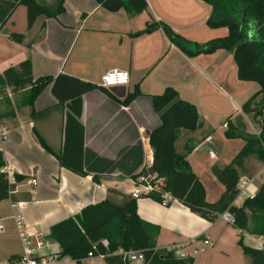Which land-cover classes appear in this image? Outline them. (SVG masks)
Here are the masks:
<instances>
[{
	"label": "crops",
	"instance_id": "obj_1",
	"mask_svg": "<svg viewBox=\"0 0 264 264\" xmlns=\"http://www.w3.org/2000/svg\"><path fill=\"white\" fill-rule=\"evenodd\" d=\"M41 1L49 5L56 2ZM147 2L145 11L131 15L125 9L109 11L97 0H65L63 13L57 17L40 15L31 28L27 7L20 4L5 24L0 22V76L30 58L34 79L68 74L98 86L82 96L80 121L85 127L87 176L62 167L34 131L35 126L55 152L62 151L68 105H56L52 84L35 100V109L42 112L38 120L31 116L30 88L13 92L0 101V128L8 130L7 139L3 140L0 134L5 166L11 167L14 175L27 176L14 183L11 196L0 202V221L4 224L0 231V262L16 258L24 250L13 217V203L21 204L24 222L30 230L49 243L41 253H60V245L48 237L54 224L107 197L121 203L123 194L130 195L135 175L153 163L149 132L161 124V119L152 96L162 94L167 87L175 88L181 98L198 109V128L180 129L176 146L179 152L193 148L187 153L188 159L204 184L209 201L217 200L224 190L213 166L229 164L245 144L241 137L225 135L227 121L232 120L241 131L257 133L243 105L260 85L239 78L230 50L190 55L171 41L161 27L137 34L149 22L164 21L194 43L223 36L227 28H211L207 24L212 6L204 0ZM12 33L24 34L23 41L14 40ZM114 68L130 72L123 97L100 86L102 75ZM136 86L141 94L129 105L123 104L122 100ZM251 161L260 162L254 158ZM263 169L264 164L262 174ZM93 174L111 177L95 182ZM30 178L36 182L31 183ZM243 201L239 199L235 204L241 205ZM137 210L141 218L158 226L154 239L159 249L178 245L187 258L193 259V264H248L242 242L253 248L261 246L258 235L262 233L252 231V221L251 230L240 229L220 218L210 221L178 199L165 204L144 197L138 200ZM205 236L213 242L212 246H203ZM70 261L76 264L72 258L56 264ZM137 263L143 262H132ZM83 264L108 263L99 254L87 257Z\"/></svg>",
	"mask_w": 264,
	"mask_h": 264
},
{
	"label": "trees",
	"instance_id": "obj_2",
	"mask_svg": "<svg viewBox=\"0 0 264 264\" xmlns=\"http://www.w3.org/2000/svg\"><path fill=\"white\" fill-rule=\"evenodd\" d=\"M97 1L109 11L125 9L131 15L140 14L148 8L147 0ZM204 1L212 6L207 20L208 26L227 28V34L204 43H194L164 21L149 22L145 29L137 34L149 33L161 27L171 41L190 55L213 53L218 49L230 50L238 66L239 78L255 81L260 85V89L243 105V111L252 115L260 124V132L247 133L239 130L232 120L227 121L225 135L228 138L241 137L245 144L229 164L213 166L212 171L224 185V190L217 200L209 201L206 188L188 159L187 153L193 148L187 147L184 152H179L176 146L180 129L193 131L198 128V109L195 104L181 98L175 88L167 87L162 94L152 96L153 106L160 116L161 124L149 132L154 153L153 163L138 174L156 173L164 179L163 191L169 192L174 199H178L193 212L210 221L218 218L220 213L228 211L235 218V226L251 230V221H254L255 225L264 222V181L254 198L245 199L241 205L235 204V200L239 179L242 175H249V169H253L250 160L254 158L264 162V0ZM64 3L65 0H56L54 5H47L39 0H0V22L5 24L18 5L23 4L27 7L28 27L31 28L40 15L57 17L63 13ZM11 36L20 42L24 38V34L18 33H12ZM49 84H52V91L57 98L56 105H68L62 151L55 152L35 126L34 131L42 146L55 155L62 167L87 176L84 164L85 127L80 121L82 96L98 86L68 74L34 79L30 58L24 59L16 67L8 68L0 76L2 88L9 86L13 92L30 88L28 104L35 120L42 115V112L35 109V100ZM108 94L114 96L111 91H108ZM139 94L140 87L136 86L122 103L129 105ZM5 165V155L3 150H0V202L9 198L15 187L2 172ZM110 177L106 174L92 175L95 182ZM15 178L16 183H19L27 176L16 173ZM109 191L119 194L115 189ZM122 196L124 199L121 203L107 197L101 202L85 206L75 216L54 224L48 237L60 245L61 256H69L76 264H83V260L89 257V252H93L94 255H104L108 264H124L123 255L117 251L137 249L144 255L142 264H193L192 258H180L168 248L159 249L154 239V234L159 230L158 226L141 218L137 210V199L131 195ZM151 198L163 201L160 194ZM252 231L264 234L263 229L252 228ZM104 240L108 241V245L103 243ZM242 245L249 257L248 264H264V251L261 248H253L243 242Z\"/></svg>",
	"mask_w": 264,
	"mask_h": 264
},
{
	"label": "built area",
	"instance_id": "obj_3",
	"mask_svg": "<svg viewBox=\"0 0 264 264\" xmlns=\"http://www.w3.org/2000/svg\"><path fill=\"white\" fill-rule=\"evenodd\" d=\"M122 73H127V83H108L107 78L109 76L115 75L116 79L119 80V74ZM129 82V70L114 68L102 75L100 86L104 88H111L113 86H126L129 84ZM12 95L13 91L9 86L2 88L0 85V101ZM0 134L3 140L8 138V130L0 128ZM2 172H4L8 176V180L11 184L16 183V178L11 167L4 166L2 168ZM262 175V171H259L252 177H241L237 184L238 195L235 201L239 199L245 200L247 198H254L259 190V184L257 182V179L261 178ZM30 182L34 184L36 180L30 178ZM163 185L164 179L162 177H159L156 173H141L134 178V187L130 191V195L133 198L139 200L144 197H152L156 194H160L162 196V202L168 204L173 199V197L169 192H165L162 190ZM12 207L14 209L13 217L15 219L17 230L23 242L24 250L23 253L18 257L8 260L6 262H0V264H56L61 260L69 261L71 259V257L69 256H61L59 252L54 251H50L48 253H41V250L43 248L50 246L49 243L45 240L39 239L37 233L31 231L30 228L25 224L20 203H13ZM218 218L223 219L224 221L229 222L231 224L235 223L234 216L228 211L220 213L218 215ZM3 228L4 224L2 221H0V231H2ZM258 240L261 245L260 248L264 251V234L258 235ZM202 242L203 246L213 245V242L208 237L204 238ZM103 243L105 245H108L107 240H104ZM168 249L173 251L176 256L180 258H187L186 254L180 249V246L178 245L169 246ZM117 253L123 255L125 260L124 264H132V262L135 261H144L143 253L137 249H119ZM93 255V252H89V256Z\"/></svg>",
	"mask_w": 264,
	"mask_h": 264
},
{
	"label": "rangeland",
	"instance_id": "obj_4",
	"mask_svg": "<svg viewBox=\"0 0 264 264\" xmlns=\"http://www.w3.org/2000/svg\"><path fill=\"white\" fill-rule=\"evenodd\" d=\"M39 1H41V0H39ZM41 2L44 3V4L49 5V3H46V2H43V1H41ZM18 20H19V16H17V21H18ZM4 99H5V98H4ZM258 100H260V97L258 98ZM249 118H250V120L252 121L253 126H254L253 131H256L257 133H259V132H260V129H261L260 124L254 120V118H253L252 115H249ZM250 163L252 164L253 169H252V170L249 169V173H248L249 175H248L247 177H252V176H254L257 172L262 171V170H261V167L263 166L264 163L256 162V161H251ZM250 166H251V165H250ZM241 177H243V176H241ZM262 181H264V169H263V176H261L260 181H257V182H258L259 185H261ZM236 202H237V201H236ZM236 202H235V203H236ZM252 228H253V229H263V230H264V222H263L262 224L255 225V222L252 221ZM59 264H75V263H74L73 261H70V262H66V263L63 262V263H59ZM137 264H138V263H137Z\"/></svg>",
	"mask_w": 264,
	"mask_h": 264
},
{
	"label": "clouds",
	"instance_id": "obj_5",
	"mask_svg": "<svg viewBox=\"0 0 264 264\" xmlns=\"http://www.w3.org/2000/svg\"><path fill=\"white\" fill-rule=\"evenodd\" d=\"M107 81H108L109 84H114V83L124 84V83H127V73L119 74V80L116 79L115 75L109 76L107 78Z\"/></svg>",
	"mask_w": 264,
	"mask_h": 264
},
{
	"label": "water",
	"instance_id": "obj_6",
	"mask_svg": "<svg viewBox=\"0 0 264 264\" xmlns=\"http://www.w3.org/2000/svg\"><path fill=\"white\" fill-rule=\"evenodd\" d=\"M112 92H114L117 96L123 97L125 95L126 87L124 86H113L110 88ZM122 90V93H119V91Z\"/></svg>",
	"mask_w": 264,
	"mask_h": 264
}]
</instances>
